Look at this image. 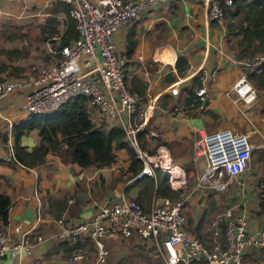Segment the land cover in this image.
<instances>
[{
  "label": "crops",
  "instance_id": "obj_1",
  "mask_svg": "<svg viewBox=\"0 0 264 264\" xmlns=\"http://www.w3.org/2000/svg\"><path fill=\"white\" fill-rule=\"evenodd\" d=\"M55 1L0 0V19L22 16L33 7L41 11ZM205 12L206 0L157 2L122 26L114 36L117 53L126 59L125 80L128 86L132 83L130 80L140 84L147 100L154 103L153 111L147 116L145 130L154 131L156 137L146 135L143 143H156L155 150L162 149V155L166 154L169 158V169L176 168L177 175H184V181L185 175L195 177L203 165V158L195 157L192 152V141L197 133H210L223 128L236 132L238 124L246 120L251 126L249 132L253 128L257 131L255 136L263 138L264 77L248 79L256 91V100L251 106L244 108L235 100L231 86L245 72L239 64L243 61L235 59V44L232 37L227 36L222 22H208ZM131 45L132 49L128 51ZM177 55L187 63L179 75L174 68ZM162 59L170 61L161 62ZM155 60L160 62L154 63ZM261 72L262 69H259L254 73L258 76ZM195 74L200 80L199 87L205 91V104L203 109H183L186 92L199 88L191 80ZM170 84L178 90L177 95L169 94L167 86ZM23 96L24 91L16 90L0 100V194L9 199L6 224L0 223V230L11 233L16 225L21 229L35 226L36 231L46 234L54 227L52 220H86L97 207L122 197L134 198L145 206L149 204L148 197L150 194L154 196V189L150 190L145 184L144 177L147 176L133 179L128 171L130 160L124 149H116L113 162L102 168L92 165L80 168L69 163L62 144L48 153L44 163L38 167L26 168L13 162L8 153L13 146L11 125L25 117L22 113ZM239 104L249 110L247 115L243 114ZM177 105L180 108L171 111ZM92 113L91 116L94 115ZM247 131L243 133L249 134ZM37 141L36 131H29L19 138V144L27 147L34 146ZM261 143L253 144V151H264ZM253 151L249 169L239 179L230 182L225 191L216 193L199 189L189 198L190 205H193L188 209V219L185 212L184 230L199 239L206 248L215 239L222 243V231L221 227L213 224L211 232H199L200 220H193V207L198 201L200 206H204V202L216 201L220 194H231L232 203L226 208L235 205L232 215H243L251 231L257 227V194L258 186L264 184V152L257 159ZM172 174L169 171L167 175ZM186 189L185 181L183 189L173 191L180 194ZM229 189L231 191L227 192ZM216 229L219 235L214 239L212 231ZM81 248L84 256L93 251L92 245L87 243ZM72 250L64 244L43 242L19 258H0V264H78V261H72ZM262 263L264 249L251 250L243 258V264Z\"/></svg>",
  "mask_w": 264,
  "mask_h": 264
},
{
  "label": "built area",
  "instance_id": "obj_2",
  "mask_svg": "<svg viewBox=\"0 0 264 264\" xmlns=\"http://www.w3.org/2000/svg\"><path fill=\"white\" fill-rule=\"evenodd\" d=\"M69 5L68 14L74 21L77 37L60 46L56 37L47 41V62H35L26 74L18 79L0 81V100L8 94L24 91L22 110L26 114H47L76 96L87 98L86 106L94 127H119L124 140L132 148L141 168L133 176L155 180L153 168H160L167 176L171 190L185 187L184 175L169 173L168 157L157 148L153 154L141 149L136 133L146 129L148 115L154 103L146 95L129 90L125 85L126 59L117 53L114 36L145 8L165 0H56ZM226 4L230 0H224ZM221 7L217 0H206L205 19L220 21ZM264 55L255 56L250 62L239 63L245 72L231 86L235 100L244 108L256 100V91L246 74L258 72ZM169 94L177 95L174 85L167 86ZM204 89L194 93L204 102ZM193 104L190 103L189 107ZM201 104L198 105L200 109ZM179 105L172 107L177 111ZM93 111L95 117L91 116ZM253 132H257L252 128ZM149 137H156L152 130H145ZM261 146H264L262 138ZM258 147V146H257ZM255 146L247 133L220 129L210 133L199 132L192 141L195 157L203 158V165L193 180L191 189L174 200L152 196L147 206L134 198L97 207L92 215L82 221L52 220L54 227L46 234L35 226L21 229L19 225L0 230V258L13 259L31 252L43 242H55L72 248V260L78 264H105L108 257L106 242L119 238L140 243L152 242L153 256L163 264H243V258L251 250L264 249V185L258 186L257 204L259 221L249 230L243 215L233 216L232 208L221 213L222 243L215 239L206 248L196 237L184 230L185 203L199 189L216 193L225 191L227 185L249 169L251 153ZM9 158L13 159L10 148ZM168 169H167V168ZM179 194V195H180ZM93 247V260L84 262L82 245ZM77 264V263H76ZM264 264V263H262Z\"/></svg>",
  "mask_w": 264,
  "mask_h": 264
},
{
  "label": "trees",
  "instance_id": "obj_3",
  "mask_svg": "<svg viewBox=\"0 0 264 264\" xmlns=\"http://www.w3.org/2000/svg\"><path fill=\"white\" fill-rule=\"evenodd\" d=\"M221 7L220 21L225 27L228 37L235 38L234 57L237 61L251 60L256 55H264V0H230L226 4L224 0H217ZM69 5L61 1L53 3L51 16L46 19L44 25L39 27V40L53 42L51 38L56 37L60 46L68 44L77 37L74 21L68 14ZM208 22L216 23L217 20ZM59 26V29H58ZM132 45L128 49L130 51ZM13 52V51H12ZM10 51L0 48V54L6 55V62L0 63V81H4L18 72L20 77L26 74L22 72V67L10 66L8 59ZM170 61L162 59L161 62ZM245 61V62H247ZM160 62L155 60L154 63ZM187 67L184 58L177 55L174 61L176 73L182 74ZM260 75L254 72L247 73L248 79L264 77V62L260 64ZM125 75V67H124ZM191 80L196 87L200 86L198 75H194ZM130 85L125 80L126 87L143 95V87L130 80ZM182 108L190 110L202 105L195 96L194 89L186 92ZM87 98L76 96L69 99L54 111L47 114H25V117L11 125L13 137V162L26 167L35 168L44 163L45 156L54 152L62 144L65 147L64 155L69 163L80 168L92 165L95 168L108 166L113 162L116 149H124L130 160L128 171L134 176L141 168L140 161L135 158L132 148L123 137V131L119 127H105L101 123L99 127H94L90 122L86 106ZM193 105L189 107V104ZM208 112V111H207ZM29 131H36L38 141L34 146H22L19 144L20 136ZM243 133V132H242ZM146 131H139L136 137L141 149L152 154L156 148V143H143ZM150 141V140H149ZM264 151L256 153L257 159ZM155 180L151 177H144L145 184L150 190L154 189L157 197L175 198L179 193L169 188L166 176L162 175L158 168L153 169ZM176 199V198H175ZM9 199L0 194V223L6 224ZM221 230H222V225Z\"/></svg>",
  "mask_w": 264,
  "mask_h": 264
},
{
  "label": "rangeland",
  "instance_id": "obj_4",
  "mask_svg": "<svg viewBox=\"0 0 264 264\" xmlns=\"http://www.w3.org/2000/svg\"><path fill=\"white\" fill-rule=\"evenodd\" d=\"M53 3L50 6L42 9L41 11H38L35 7H33L29 8V11L26 14L23 13L22 16H7L3 20L0 19V48L7 49L11 52L9 58H7V65L22 67V72H24L28 71L29 66L35 62H47V57L45 55V45L47 42L40 41L38 33L39 27L44 25L46 19L51 16ZM232 41L235 44L236 41L234 40V38H232ZM234 50H236V48H234ZM5 57L7 56L0 54V63L4 61L6 62ZM251 60H244L243 62H250ZM20 75L21 74L16 72V76H12V78L8 79H18L21 78ZM239 106L243 110L244 115H247L249 113L248 109H243L240 104ZM22 113L26 114L24 111H22ZM245 121L246 120H244L241 125L238 124L239 130H236V132L242 133L248 130L247 132L252 137H250L252 145L260 144L262 140L256 137L255 135L257 134H254L253 131L249 132L251 126L248 121ZM262 131L263 132L261 135L264 139V127ZM255 151L257 150L253 151L254 155L256 154ZM193 177L194 175H185L187 189L183 192V194H185V192H187V190L193 185ZM230 191L231 190L229 189L227 192ZM151 195L152 194H150L148 197L149 202ZM230 195L231 194L228 195L225 193L220 194L218 195L216 201L204 202V206H200V203H198V201L196 207H193V220H200L199 232L201 234L211 232L213 224L221 227V213L226 207L230 206L229 204L232 203ZM154 196L155 198H159L155 195V193ZM180 196L183 195L180 194L175 198H179ZM192 197L193 196L190 195L188 199H191ZM225 198H227V200H225ZM169 199L174 200L173 198ZM188 199L184 206L186 219H188V209L193 205H190V199ZM106 246L108 248V257L105 264H163L158 258L153 256V252L151 251V241H149L148 243H140L135 240L114 238L109 239L106 242ZM92 252L93 251L91 250L87 255L84 256V262L89 263L91 262V260H93Z\"/></svg>",
  "mask_w": 264,
  "mask_h": 264
},
{
  "label": "bare ground",
  "instance_id": "obj_5",
  "mask_svg": "<svg viewBox=\"0 0 264 264\" xmlns=\"http://www.w3.org/2000/svg\"><path fill=\"white\" fill-rule=\"evenodd\" d=\"M165 157H166V159H167V155H166V154H165ZM166 168H167V167H166ZM167 169H168V168H167ZM178 170H179V169H178ZM169 171L172 172L174 175H177V169H176V168H175V169H174V168H170Z\"/></svg>",
  "mask_w": 264,
  "mask_h": 264
}]
</instances>
